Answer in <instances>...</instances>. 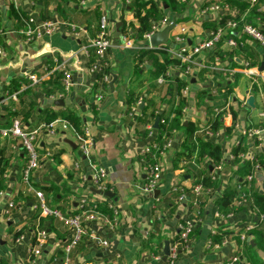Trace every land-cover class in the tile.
<instances>
[{"label": "crops", "instance_id": "crops-1", "mask_svg": "<svg viewBox=\"0 0 264 264\" xmlns=\"http://www.w3.org/2000/svg\"><path fill=\"white\" fill-rule=\"evenodd\" d=\"M130 1L0 0V28L4 31L1 46L5 51V56H0V122L10 126L12 121L19 120L27 129L36 130L34 142L39 153V165L30 174V186H26L22 181V171L27 156L20 140L11 135H0V155L8 159L5 188L0 195V260L6 264H59L62 259L61 242L67 237L68 230L54 217L39 218L35 194L39 190L47 205L59 208L64 214L77 211L80 200L84 198L110 207L111 214L112 209L116 212L113 228L100 221L92 224L99 236L110 241V248L104 251L89 239H84L72 251L68 264H160L156 257L163 259L165 243L174 241L178 225L193 217L198 221L176 264H217L231 255L239 256V264H252L248 245L264 261V249L259 246L264 247V215L254 213L250 198L252 191H264L263 174L257 172L251 180V188L246 190L239 184L244 158L231 157L233 149L238 146L245 147V155H264V139L260 141L242 133L246 128L264 126V119L259 116V112L264 110V70L259 71L264 61L263 49L257 41L237 30L233 38L237 45L247 46L254 65L250 66L244 53L233 56L232 60L226 56H215L203 79L198 76L199 69L183 74L179 68H173L167 80L158 84L157 77L151 78L148 72L150 60L139 66V72L135 71L134 55L150 45L149 41L138 37L141 39L132 48L125 49L121 46L120 34L115 36V23H121L119 33L138 24ZM179 1L185 6L181 13L171 12L166 6L162 8L165 21L175 19L174 27L162 44L168 50L201 42L208 30H212L206 24L217 25L220 14L235 16L237 13V8L225 3L226 0ZM246 1L251 6L249 0ZM154 2L162 7V0ZM9 3L13 5L14 12L10 10ZM215 3L227 6L216 12L204 9ZM257 5L264 11V0ZM46 13L58 22L55 32L40 39L26 40L18 36L16 28L21 17L33 16L43 20ZM101 16H106L112 42L106 55L109 71L116 76L112 87L109 82L101 84L88 71L92 55L86 49L87 42L96 34ZM64 23L81 25L85 31L74 36ZM256 25L264 30L260 19ZM180 27L186 29L184 42L174 38ZM225 41L221 48H232ZM212 51L195 55L194 62L204 66ZM56 57L66 62L72 75L70 92L61 97L57 96L59 92H45V89L53 88L46 82L52 80L57 72L52 70L56 63L53 58ZM246 69H251V72H246ZM31 74L39 79L37 84L31 83ZM177 80L183 82L180 91L187 89L185 96L178 93ZM228 83L231 90L225 94L223 91ZM13 87L17 89L12 90ZM130 91L133 92L131 102L128 101ZM212 91L217 93L211 95L213 99L207 96ZM13 93L15 99L11 96ZM99 94L101 98H97ZM50 95H56L55 99L51 100ZM180 96L185 99L181 121L183 126L192 127V139L196 131L209 126L211 119L218 117L219 121L217 130L206 134L210 143L221 148V169L216 172L215 179L218 186L203 196L202 205L193 203L190 189L197 173H209V167L213 165L207 157L198 159L196 150L190 159L185 160L188 135L182 128L172 131V143L159 157L162 177L157 188L153 192L143 190L146 161L140 151L148 142L145 126L151 122L154 127L155 111L171 118ZM249 96L253 97L252 106L247 103ZM58 99L63 101L62 105L53 102ZM139 99L140 104L131 111ZM214 107L220 113L215 114ZM64 109L78 117L81 127L85 125L89 129L94 139L90 157L85 158L81 154L75 131L69 124L58 120L50 127L43 120L47 115L43 114L45 111L60 116ZM14 110L19 114L10 115ZM26 111L29 115L24 120L22 113ZM230 121L232 127L228 126ZM154 133L158 135L157 130ZM194 156L196 165L188 162ZM76 162L78 167H75ZM92 163L106 168L105 191L112 192L113 197L93 191L90 182ZM248 174L244 176L246 181ZM82 175L85 180H82ZM174 186L185 191L187 200H178V193L172 190ZM43 187L53 188V193L41 190ZM227 188L237 190L229 216L219 213L215 205L219 192ZM240 190L248 196L238 204ZM9 200L14 202L12 209L7 208ZM247 225L253 228L248 232L249 237L241 241L239 234ZM37 226L48 232V239L42 253L33 257L29 249ZM220 231L226 232L220 246L209 245L212 236ZM15 232L19 233L16 237Z\"/></svg>", "mask_w": 264, "mask_h": 264}, {"label": "built area", "instance_id": "built-area-1", "mask_svg": "<svg viewBox=\"0 0 264 264\" xmlns=\"http://www.w3.org/2000/svg\"><path fill=\"white\" fill-rule=\"evenodd\" d=\"M250 4L253 5L256 0H249ZM227 5L223 4L220 5L218 3L211 4L208 7H204L205 10L210 9L212 11H218ZM16 8V7H15ZM167 21L162 20L160 22L153 23L151 29L145 32L141 38L144 40H148L152 34H154L160 26L164 25ZM238 21L234 19H229L225 22L224 26H216L212 30H208L204 39L193 45V46H186L182 45L174 50L165 49L170 57L175 58L179 61V64L174 67L168 68L164 74H160L156 78V82L158 84L164 83L167 78L172 74L171 70L179 68L183 74H190L193 70H197L203 67L202 63H195L194 56L199 55L203 51H212L217 46L220 41L222 35L226 33V29H234L237 26ZM68 30L74 35L78 36L82 34L85 29L81 25H75L73 23H64ZM58 28V22L52 19H36L33 16L21 17L20 25L16 28V33L20 37H24L26 40L30 39H40L44 36L50 35L55 32ZM241 32L246 34L247 36L251 37L255 41L259 43L261 48L264 51V33L261 30V27L257 25H253L251 23H242ZM186 32L185 27H180L178 30V34H175L174 38L176 41L184 42V34ZM120 34L121 46L125 49L132 48L134 43L141 38H138L132 30L126 28ZM4 35V31L0 28V56H5V51L1 46V39ZM226 44L229 47H235L237 45V41L233 38L230 34L226 38ZM150 44V43H149ZM112 46V42L110 40L109 35V28L106 16H101L100 21L98 23L97 32L96 34L89 39L87 42V50L91 51L92 60L88 65V71L90 74H93L97 80L101 84H107L110 81L111 73L109 71V64L106 60V55ZM163 45H159L155 48L161 47ZM166 47V46H165ZM83 49H85L83 47ZM85 49V50H86ZM143 49H153L150 45L145 46ZM86 52V51H85ZM56 61L52 70L54 71H61L62 73V85L63 90L58 93L57 96L61 97L67 95L70 92V87L72 85V75L67 68L66 62L64 60L59 61L58 58H53ZM197 64V65H196ZM247 64V63H246ZM143 64L141 65V67ZM246 72H251V69H246ZM29 79L31 80L32 84H37L39 79L36 75L31 74L29 75ZM181 95L185 96L187 93L186 88L181 89ZM212 94H217L216 91L210 92ZM12 98L15 99V93H13ZM56 95H50L49 98L51 100L55 99ZM97 98H101L102 95H97ZM140 99L135 102V106L131 109L135 110L137 106L140 104ZM214 113H220V110L214 107ZM155 114L158 118V124L166 125L168 121V117L162 116L160 113L155 111ZM161 115V117H159ZM259 116L264 119V110L259 112ZM58 120H63L61 118H56L50 123L48 126H52V124ZM66 122L65 120H63ZM67 123V122H66ZM68 124V123H67ZM70 125V124H69ZM229 127H232V121H230ZM74 130V129H73ZM145 130L148 137V142L142 146L140 154L146 161V179L143 185V190L146 192H153L157 186L159 181L162 177V167L159 160V157L162 156L167 148L171 145L172 141L170 138H165L163 136L162 140H157V136L155 135V127H153L152 123H148L145 126ZM75 131V130H74ZM210 128L206 126L194 133L193 139L195 140L197 136L203 137L207 133H209ZM242 133L248 137L258 138L260 141L264 139V126L263 127H250L246 128L242 131ZM0 135H11L16 137L20 140V143L25 150L27 160L25 167L22 171V181L26 186H30V174L32 170L38 167L39 165V153L37 151V147L35 144V135L36 130L27 129L22 125L19 120L12 121L10 126H4L0 122ZM76 139L78 141V148L81 154L88 158L90 157L92 147L94 146V139L91 137L89 133V129L87 126L82 125L81 131L76 132ZM231 157H235L231 155ZM239 158H249L254 159L252 172L246 176L248 181H251L257 172H260L259 163L257 158L253 155H245V153H240L238 155ZM193 165L195 163V156L189 160ZM222 163V161H221ZM221 163L218 165H213L212 169L208 173L213 180L216 179V172L221 169ZM91 175H90V182L92 187L95 190L100 192H104L106 190V182L105 178L107 175V170L103 166L92 163L91 164ZM75 167H78V163H75ZM82 180H85V176H81ZM263 182H264V175H263ZM174 192L178 193V200L185 201L187 200L186 193L183 189H179L178 186H174L172 188ZM212 190L205 189L202 183L194 184L190 189V195L193 200V203H197V198L203 194L208 195ZM2 192H0V195ZM36 197L38 198V208H39V218L47 219L49 217H54L58 221H60L68 230L67 237L62 240L61 242V251H62V259L60 260L59 264H68L70 255L72 251H74L78 244L83 241L84 239H89L95 245H98L104 251H107L110 248V241L106 239V237H101L97 234V232L92 227V224L96 221L102 222L108 228H113L116 222V212L112 209L111 216L104 214L102 211L99 210V204L92 200L81 199L77 211L74 213H63L57 207H51L47 205L44 195L41 191L35 192ZM245 193L241 192L238 198V204L241 201L245 200L246 197ZM14 207V202L12 200L7 201V208L12 209ZM110 208V207H109ZM226 216H229L227 214ZM260 219H263V215L259 216ZM198 219L196 217L185 219L178 225V235L177 238L169 243L168 247V254L166 255L165 259H161L160 256H157L156 259L160 261V264H176L177 258L181 251H183L189 242V239L192 235V232L195 228L196 222ZM253 228L251 225H247L239 234V239L241 241L246 240L249 237L248 232ZM48 239V232L44 228H39L38 226L35 227L34 233V242L30 246L29 254L30 256L37 257L39 256L42 251L44 250ZM225 242V241H224ZM223 242V243H224ZM221 243V244H223ZM209 245L214 247H219L220 243H213L209 242ZM240 258L238 255H231L225 261L217 264H239Z\"/></svg>", "mask_w": 264, "mask_h": 264}, {"label": "trees", "instance_id": "trees-1", "mask_svg": "<svg viewBox=\"0 0 264 264\" xmlns=\"http://www.w3.org/2000/svg\"><path fill=\"white\" fill-rule=\"evenodd\" d=\"M261 0H256V2L253 5H248L246 0H241L239 2H233L231 0H226L231 6L237 8V13L235 16L220 14L219 15V21L216 24H206V27L210 29H214L216 26H224L225 22L229 19H234L238 21L237 26L234 29H226V33L221 36L219 44L214 48V50L211 52V55L208 56L207 60L204 62V66L199 68L198 70V76L200 79H203V75L207 71V66L212 62L213 58L215 56L221 57H228L232 60L233 56H236L240 53H244L246 55V59L248 60L250 66L254 65L252 62L251 55L248 52L247 46L243 44H238L236 47H232L230 49H222L223 41L226 40L227 36L230 34L232 37L235 36V33L237 30L241 29L242 23H251L253 25H256V21L260 19L264 24V11L258 9V2ZM130 8L133 12L134 17L136 18L138 24L136 26L131 27L132 32L136 34L138 37H141L145 32L149 31L153 25V23L160 22L164 20L165 15L163 13V7L166 6L171 12L175 13H181L185 6L184 4L179 0H162V7H159L156 5L154 0H131ZM10 10L14 12L13 5L9 3ZM243 15V18L241 19L240 16ZM43 18L45 19H53L50 15V13H46L43 15ZM120 30H123V27L120 28ZM264 33V30H262ZM165 46H161L158 48L153 49H141L134 55L135 60V71L136 73L140 70V65L143 63H146L150 60V65L148 68V72L151 75V78H156L160 74H164L165 71L170 68L177 66L179 64V61L175 58L170 57V55L165 50ZM62 73L61 71L55 72V75L52 80H48V84L53 85V88H47L45 89L46 93H54V92H61L63 90L62 85ZM178 82V93L180 94V88L183 86V82L180 80H177ZM230 84L228 83L226 85L225 90L223 93L227 94L230 92ZM16 87H13L12 90H16ZM220 89H217V92H219ZM224 94V95H225ZM133 92H128V101L131 102ZM208 97H211V94L207 95ZM210 98V99H211ZM213 99V98H212ZM185 104L184 97L180 96L179 101L177 105L175 106L173 110V115L171 118H169L168 115L162 113V116L168 117V121L166 125L157 124V140H159L161 137L165 136L166 138H170L171 133L174 129L182 128L184 131L187 132L188 135V142L185 147V160L190 159L192 156V153L194 150H196L198 159L201 158H208L210 159L212 165H218L222 161V153L221 148L218 144H212L208 141L206 138V135L203 137H198L195 139V141L192 139V133L193 129L190 127V125L183 126V122L181 121L182 116V108ZM142 111H145V107L142 108ZM47 114L46 118H43L46 124H48L50 121L57 118H61L65 120L70 126L76 131H81V125L79 122V119L76 115L73 114L70 110L64 109L60 111L59 115L57 116L55 113H51L48 111H45L43 114ZM19 114L18 110H14L10 112V115L16 116ZM23 118L24 120H27V117L29 115V111L23 112ZM159 115V117H161ZM151 116H153L151 114ZM219 121L218 117H215L211 119L209 122V128L210 131L215 132L218 128ZM229 129L226 130V132ZM245 152V147H236L233 149L232 153L235 156L236 159H238V155L240 153ZM257 158V161L259 163V169L260 172L264 175V155L261 156H255ZM239 160V159H238ZM254 163V159L245 158L241 162V168L239 175L242 178L240 180V186L245 188L246 190H249L251 188V182L252 181H246L244 179V176L248 174L252 170V165ZM7 165H8V159L5 157H2L0 155V192H3L5 188V174L7 173ZM196 183H202L205 189H217L218 182L213 180L211 176L206 172H199L197 173L196 179L194 181ZM247 187V188H246ZM44 189L46 191H51L53 193V188L51 187H43L41 190ZM237 190L236 189H225L223 192H219L218 197L215 200V205L217 208V211L223 215L230 214L233 210V199L235 197ZM206 194H203L197 198V204L202 205V198ZM251 207L254 209V213L256 214H263L264 215V191L263 192H257L252 191L251 192ZM99 210L102 211L104 214L110 216L111 210L106 205H99ZM241 232V230L238 232V234ZM19 233L15 232L14 236H18ZM226 235V232L220 231L219 233H216L212 236V242L213 243H220L222 237ZM261 249H264L263 246L259 245ZM258 246V247H259ZM248 250L250 251V256L252 257V264H264V261L259 258L257 253L255 251H251L250 245H248ZM0 264H6L2 260H0Z\"/></svg>", "mask_w": 264, "mask_h": 264}, {"label": "water", "instance_id": "water-1", "mask_svg": "<svg viewBox=\"0 0 264 264\" xmlns=\"http://www.w3.org/2000/svg\"><path fill=\"white\" fill-rule=\"evenodd\" d=\"M120 25H121L120 22L115 23V31H116L115 36L119 35V26ZM174 25H175V19L174 18H172L171 20L167 21L164 25H162L158 29V31L155 32L154 34H152L151 37L149 38L150 46L152 48H155L159 45H162L168 37L169 30L172 29L174 27ZM262 70H264V61L259 66V71H262ZM115 79H116V76L114 74H112L111 80L109 81L110 87L113 86V82L115 81ZM252 101H253V97L249 96L247 99V103L252 106L253 105ZM53 102L55 104H59V105L63 104V101L61 99L55 100ZM157 124H158V118H156L154 121V127H157ZM211 169H212V167H209V170H211ZM262 188L264 189V184L262 185ZM93 191L95 193H98V194L103 193L104 195H107L108 197H113V194L110 191L100 192V191L95 190V189H93ZM168 247H169V244H168V242H166L164 245V249H163V257H162L163 259H165L166 255L168 254Z\"/></svg>", "mask_w": 264, "mask_h": 264}]
</instances>
